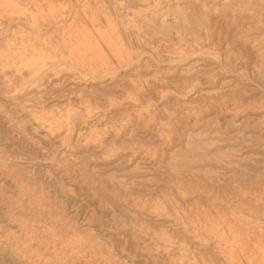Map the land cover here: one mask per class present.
Here are the masks:
<instances>
[{
  "label": "rangeland",
  "instance_id": "1",
  "mask_svg": "<svg viewBox=\"0 0 264 264\" xmlns=\"http://www.w3.org/2000/svg\"><path fill=\"white\" fill-rule=\"evenodd\" d=\"M11 1L0 264H264V0Z\"/></svg>",
  "mask_w": 264,
  "mask_h": 264
},
{
  "label": "bare ground",
  "instance_id": "2",
  "mask_svg": "<svg viewBox=\"0 0 264 264\" xmlns=\"http://www.w3.org/2000/svg\"><path fill=\"white\" fill-rule=\"evenodd\" d=\"M29 3V0H26ZM216 2H219L220 0H215ZM54 2V0H52ZM165 5H168L167 7H172L175 2L177 4L178 1L173 0H165ZM189 2V1H188ZM187 2V3H188ZM179 7V6H177ZM49 12L52 14L53 19H58L60 16L61 8L59 6H54L53 4L49 8ZM37 13H40L43 17L45 16L44 13L41 11V9L37 10ZM17 14V15H15ZM138 15H141L139 12H137ZM0 15L6 16L9 20H15L18 19L21 15H27L29 16V10L24 8L23 6L15 5L11 0H0ZM195 17V16H194ZM202 17H196L193 18V24L195 25H201L203 24V21L201 20ZM31 23H34V19L30 20ZM94 22V21H93ZM77 23L76 19L69 24V27L75 26ZM94 26V33L97 35V37H100L103 45L110 51V53H113L117 59L121 58L124 51L120 53L121 46L118 42H115V39L117 38V35L113 32V29L111 27H108L106 31H102V28L100 25H93ZM204 39H206V34H202ZM78 36H82L80 39H76V46L79 47L80 50H93L99 51V46L96 45L98 43V40L93 39V37L84 29L81 28V30L78 33ZM16 40H19V38H15L13 41L14 43H10L8 49L11 51V49L17 44L15 43ZM204 44V43H203ZM207 44V43H206ZM77 50V49H76ZM79 52V50H77ZM126 56V54H125ZM123 60V57H122ZM125 64V63H124ZM25 67L29 68V63L24 64Z\"/></svg>",
  "mask_w": 264,
  "mask_h": 264
}]
</instances>
